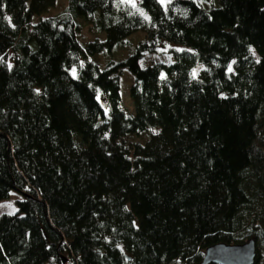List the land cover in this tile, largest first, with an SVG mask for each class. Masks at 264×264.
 I'll list each match as a JSON object with an SVG mask.
<instances>
[{
    "label": "trees",
    "instance_id": "trees-1",
    "mask_svg": "<svg viewBox=\"0 0 264 264\" xmlns=\"http://www.w3.org/2000/svg\"><path fill=\"white\" fill-rule=\"evenodd\" d=\"M58 2L0 0V264H264V0Z\"/></svg>",
    "mask_w": 264,
    "mask_h": 264
},
{
    "label": "water",
    "instance_id": "water-1",
    "mask_svg": "<svg viewBox=\"0 0 264 264\" xmlns=\"http://www.w3.org/2000/svg\"><path fill=\"white\" fill-rule=\"evenodd\" d=\"M255 255L254 241L232 246L218 244L205 250L201 264H253Z\"/></svg>",
    "mask_w": 264,
    "mask_h": 264
},
{
    "label": "rangeland",
    "instance_id": "rangeland-1",
    "mask_svg": "<svg viewBox=\"0 0 264 264\" xmlns=\"http://www.w3.org/2000/svg\"><path fill=\"white\" fill-rule=\"evenodd\" d=\"M131 1H133V0H131ZM162 1H164V0H162ZM65 3H66L65 0H59V2L57 3L56 9L52 12V15L55 14L56 12L60 11L64 7ZM81 35L84 39V42L91 38L86 34L85 31L81 32ZM125 93H126L125 89L122 87L120 90L121 99L127 98ZM20 199H21L20 196H18L15 193H12L9 197V200L0 203V216L4 215V214L14 215L17 212V209L15 207V203L17 201H19Z\"/></svg>",
    "mask_w": 264,
    "mask_h": 264
},
{
    "label": "snow or ice",
    "instance_id": "snow-or-ice-1",
    "mask_svg": "<svg viewBox=\"0 0 264 264\" xmlns=\"http://www.w3.org/2000/svg\"><path fill=\"white\" fill-rule=\"evenodd\" d=\"M250 51H251V49H250ZM233 63H235V62H233ZM228 70L232 71V66L231 65H229ZM73 75H75V70H73ZM193 75H195V73H193Z\"/></svg>",
    "mask_w": 264,
    "mask_h": 264
}]
</instances>
